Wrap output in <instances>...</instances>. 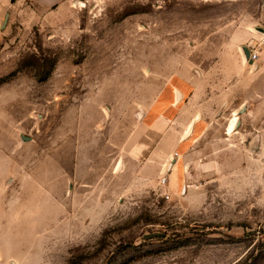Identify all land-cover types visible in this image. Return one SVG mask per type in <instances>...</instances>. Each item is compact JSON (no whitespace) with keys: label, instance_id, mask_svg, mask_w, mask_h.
Instances as JSON below:
<instances>
[{"label":"rangeland","instance_id":"374dc122","mask_svg":"<svg viewBox=\"0 0 264 264\" xmlns=\"http://www.w3.org/2000/svg\"><path fill=\"white\" fill-rule=\"evenodd\" d=\"M263 18L0 0V264H264V52L235 39Z\"/></svg>","mask_w":264,"mask_h":264},{"label":"crops","instance_id":"0c3cea01","mask_svg":"<svg viewBox=\"0 0 264 264\" xmlns=\"http://www.w3.org/2000/svg\"><path fill=\"white\" fill-rule=\"evenodd\" d=\"M264 19V18H263ZM264 28V25H263ZM235 39L236 41H239L238 43H244L247 42V40H249L251 37H255L257 38V40L255 41V45H258L259 51H260V56H261V51L264 52V31H262V33L257 32V33H252L249 29L244 28V29H238L237 33L235 35ZM255 48V47H254ZM243 66H247V61H241ZM231 88V87H230ZM200 95V93H196L194 94V96ZM177 96L178 98H182L185 97L186 98V92L183 90H178L177 91ZM199 115V114H198ZM201 115H199V117H195V119H193L188 126L186 127L183 135H182V140L185 141L187 139H189L190 136H192L194 134V132H196V127H197V123L198 120L200 119ZM237 127L235 126V129ZM179 155V153H177Z\"/></svg>","mask_w":264,"mask_h":264},{"label":"built area","instance_id":"2783aa9c","mask_svg":"<svg viewBox=\"0 0 264 264\" xmlns=\"http://www.w3.org/2000/svg\"><path fill=\"white\" fill-rule=\"evenodd\" d=\"M250 59L253 60V61H257V60L260 59V51H259V49L253 48L251 50V52H250ZM176 155H178V154L176 153ZM167 183H168V178L167 177H163L161 179V181H160V185L161 186H166ZM168 197H169V195H168Z\"/></svg>","mask_w":264,"mask_h":264},{"label":"bare ground","instance_id":"6f19581e","mask_svg":"<svg viewBox=\"0 0 264 264\" xmlns=\"http://www.w3.org/2000/svg\"><path fill=\"white\" fill-rule=\"evenodd\" d=\"M238 124V116L235 114L228 125V133L231 134L235 130V126Z\"/></svg>","mask_w":264,"mask_h":264},{"label":"water","instance_id":"95a60500","mask_svg":"<svg viewBox=\"0 0 264 264\" xmlns=\"http://www.w3.org/2000/svg\"><path fill=\"white\" fill-rule=\"evenodd\" d=\"M261 31H263V30H261ZM244 51H245V57H246L245 59L247 60L250 57L251 50L248 47H244Z\"/></svg>","mask_w":264,"mask_h":264}]
</instances>
